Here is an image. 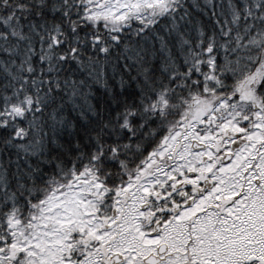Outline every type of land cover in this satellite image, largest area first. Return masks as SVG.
I'll list each match as a JSON object with an SVG mask.
<instances>
[{
    "label": "snow or ice",
    "instance_id": "snow-or-ice-1",
    "mask_svg": "<svg viewBox=\"0 0 264 264\" xmlns=\"http://www.w3.org/2000/svg\"><path fill=\"white\" fill-rule=\"evenodd\" d=\"M0 264H264V0H0Z\"/></svg>",
    "mask_w": 264,
    "mask_h": 264
}]
</instances>
